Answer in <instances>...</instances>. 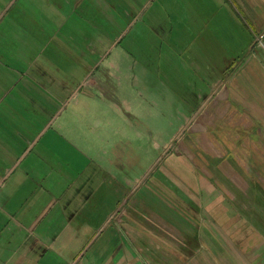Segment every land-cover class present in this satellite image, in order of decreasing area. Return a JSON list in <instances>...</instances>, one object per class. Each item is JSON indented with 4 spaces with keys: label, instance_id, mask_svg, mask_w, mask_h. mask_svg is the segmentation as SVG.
Returning <instances> with one entry per match:
<instances>
[{
    "label": "crops",
    "instance_id": "1",
    "mask_svg": "<svg viewBox=\"0 0 264 264\" xmlns=\"http://www.w3.org/2000/svg\"><path fill=\"white\" fill-rule=\"evenodd\" d=\"M124 17L159 43L161 91L185 120L176 137L210 162L200 193L242 200H162L157 170L90 153L105 143L97 113L132 117L121 73L131 88L135 66L148 71L111 55ZM65 25L80 34L57 37ZM263 40L264 0H0V264H264Z\"/></svg>",
    "mask_w": 264,
    "mask_h": 264
},
{
    "label": "rangeland",
    "instance_id": "2",
    "mask_svg": "<svg viewBox=\"0 0 264 264\" xmlns=\"http://www.w3.org/2000/svg\"><path fill=\"white\" fill-rule=\"evenodd\" d=\"M20 2L22 3V1H19L16 4V8H18ZM41 4L43 5L42 1ZM31 5L30 2L25 10H31ZM45 10L46 9H42V11ZM90 19L96 20V18L92 17H90ZM130 19L131 18L128 17L121 18V29L124 30V28H126L121 34L120 43L115 45L117 47L111 55L116 56V53L120 52L121 55L124 56L126 55L124 52L128 51L140 62L144 63L146 61L148 64V71L144 70L143 64H137L134 70L135 78L132 77L131 80L133 81V86H131V88L128 87V80L125 78V73H121L120 76L123 81H120L122 85L118 93V95L121 94V97L117 99L118 105L122 112L127 109V111L132 114V117H130V122L127 123L126 121H128V118L126 119L124 114L118 115L116 112H113L110 116L102 115L104 116L103 118L97 113L96 118L98 120L100 118V121L104 120V128L98 129V132L102 135V138L104 137L105 143L99 144L98 147L96 146V150H90L89 148V151H91L90 153L94 151H96V153H101V148H105L109 155H113L111 153L117 152L121 154L122 157L126 158V163H122L126 165V170L132 174L135 173V171L137 175L144 174L147 167H149V169L152 168L154 172L157 170L154 177L151 179V184L154 191L158 192L162 200L167 199L165 195L168 197V200L172 201L187 199L215 200L216 198H223L226 195L232 196L234 200H242L243 198L240 193H220L216 192V190L213 191V193H206V196H204V193H200L203 191L201 188L203 185H208V183L212 184L208 182L211 181L212 178L205 176L202 170L204 169L202 167L207 168L210 162L198 160L200 156V154H198V147H194L192 142L181 144L182 142L178 141L176 135L180 132V127L184 124L185 120L182 112L177 111L179 99L171 93L169 94L171 98H165L161 91L160 59L156 62L159 53L155 49V46L159 43L152 35L146 33V35L142 36L143 38L137 37V39L134 29L131 30L130 25L128 26ZM142 20L144 21L145 17H142ZM82 24L84 26L82 35L84 38L91 40L93 36H95L93 32L95 28L89 26L91 23H87L86 21H83ZM55 29L58 30V28L53 27V30ZM70 29L71 26L65 25L63 29L56 33V36L59 37L60 34L63 36L65 32H75ZM77 33L79 32H75V34ZM109 34L111 33L99 34V36L104 38L105 47L111 42L110 37H112L113 34L110 36ZM249 36L250 40L254 37L253 33L250 32ZM149 38L150 40H148ZM76 43L78 42L76 41ZM254 49L255 52L259 53V57L264 64V48L256 44ZM125 101L127 103H125ZM134 116L136 118H134ZM108 117L111 118V122L109 123L107 122ZM150 132L152 136H154V139L170 140V138H174L168 143L163 142L158 145L154 143L151 145V142L154 140L152 141L150 139ZM186 137L188 139V135ZM129 142L132 143L130 144ZM119 154L117 155L118 157H120ZM224 163L225 162L222 163V166ZM211 164L215 166L216 162H211ZM232 164L240 167L236 162H232ZM161 165L165 171L162 170ZM217 166H219V164ZM236 170L239 171V169ZM234 179L237 183L244 184V176ZM143 180L141 181V177H138L137 184H143ZM217 180L219 184L225 181V179L221 177H217ZM183 194L186 196L185 199H183ZM199 196H201V198ZM234 211L239 213L242 212L238 208ZM234 218L233 223L235 221ZM234 228H236L235 225Z\"/></svg>",
    "mask_w": 264,
    "mask_h": 264
},
{
    "label": "built area",
    "instance_id": "3",
    "mask_svg": "<svg viewBox=\"0 0 264 264\" xmlns=\"http://www.w3.org/2000/svg\"><path fill=\"white\" fill-rule=\"evenodd\" d=\"M69 264H81V263H79L78 261H72V262L69 263Z\"/></svg>",
    "mask_w": 264,
    "mask_h": 264
}]
</instances>
